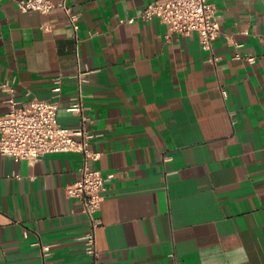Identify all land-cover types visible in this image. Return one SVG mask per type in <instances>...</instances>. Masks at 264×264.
I'll return each mask as SVG.
<instances>
[{"label": "crops", "instance_id": "obj_1", "mask_svg": "<svg viewBox=\"0 0 264 264\" xmlns=\"http://www.w3.org/2000/svg\"><path fill=\"white\" fill-rule=\"evenodd\" d=\"M153 1L67 0L75 28L60 5L0 0V80L25 101L63 76L64 125L81 123L68 106L85 94L95 165L115 173L98 212L105 264H264V0H212L213 52L158 17L129 20ZM8 96L0 86V115ZM84 162L0 153V264H94L89 215L67 194Z\"/></svg>", "mask_w": 264, "mask_h": 264}, {"label": "built area", "instance_id": "obj_2", "mask_svg": "<svg viewBox=\"0 0 264 264\" xmlns=\"http://www.w3.org/2000/svg\"><path fill=\"white\" fill-rule=\"evenodd\" d=\"M23 11L41 10L51 12L56 6H62L75 28L79 27V13L67 0H17ZM137 17L143 19L160 18L168 24L169 33L197 32L204 47L213 52L214 40L221 32L217 20V6L212 0H154ZM45 28H51L45 24ZM254 60L255 56L249 55ZM211 60L217 57L213 54ZM90 68L79 72L81 83L88 80ZM0 86L9 96V110L0 115V153L16 158H25L31 162L40 160L45 154L59 151H79L85 155L80 167L79 177L68 185L67 194L82 200L85 212L91 222L90 230L83 236L86 250L94 255V264H105L101 260L97 230L101 224L98 212L103 202V192L107 182L115 177L114 172L105 173L95 162L101 158L102 151L93 147L92 141L97 133L89 126L90 117L84 113L86 108L82 92L75 96L68 110L83 114L78 125H64L59 120L60 95L63 89V76H57L54 95L51 98L33 97L19 100L15 87L10 80H0Z\"/></svg>", "mask_w": 264, "mask_h": 264}]
</instances>
